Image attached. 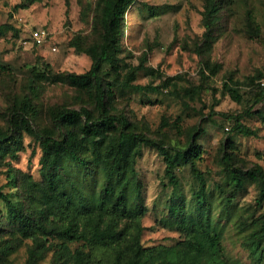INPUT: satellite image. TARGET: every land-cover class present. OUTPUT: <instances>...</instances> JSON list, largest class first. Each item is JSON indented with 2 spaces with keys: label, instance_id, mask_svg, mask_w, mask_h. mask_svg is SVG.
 <instances>
[{
  "label": "rangeland",
  "instance_id": "rangeland-1",
  "mask_svg": "<svg viewBox=\"0 0 264 264\" xmlns=\"http://www.w3.org/2000/svg\"><path fill=\"white\" fill-rule=\"evenodd\" d=\"M95 1L39 0L21 7L23 0H0V127L6 128L14 101L24 95L31 98L35 108L31 118L35 128L50 124V111L55 107L79 108L84 104L82 100L87 98L57 74L89 69L90 57L77 52L70 41L78 35L88 43L95 40L97 30L92 21ZM218 2L221 9L216 41L205 56L218 69L215 74L205 70L203 76L200 70L204 57L198 56L194 47L204 32L206 0H134L123 19L120 64L122 75L133 68V83L145 88L138 91L118 86L114 89V105L138 131L166 145L185 147L189 132L200 128L197 143L201 145L203 158L198 168L210 187L207 198L210 220L230 264H255L246 243L254 227L250 226V219L262 211L255 203L257 187L246 184L228 206L224 189L229 188V173L224 171L221 156L231 150L232 159L241 168L256 164L264 168V105L245 112L252 102L246 91L257 79L264 78V0ZM249 16L254 17L260 28L258 37L247 31ZM39 27L49 31L56 52H50L49 47L31 48L23 42L31 29ZM46 65L50 73L45 78L34 76L35 69L43 70ZM228 87L239 92L240 101L230 96ZM226 115H240L241 122L257 135L233 132V121ZM23 145L16 158L5 159L4 163L9 162L16 172L38 179L39 143L24 134ZM135 166L140 195L147 208L142 218V242L146 246L172 245L180 234L169 222V198L172 193L184 198L185 207L189 208L198 182L188 166H181L175 170L178 185L169 184L164 176L162 155L152 147L142 148ZM6 169L5 164L0 167V186H4V191L9 190ZM0 208L3 211L2 201ZM0 222L6 223L3 216ZM4 231L3 241L10 247L5 263L27 264L33 240L9 226ZM79 245L48 236L38 248L34 264H72L70 254ZM107 254L99 255L103 261L96 263L110 264Z\"/></svg>",
  "mask_w": 264,
  "mask_h": 264
},
{
  "label": "trees",
  "instance_id": "trees-1",
  "mask_svg": "<svg viewBox=\"0 0 264 264\" xmlns=\"http://www.w3.org/2000/svg\"><path fill=\"white\" fill-rule=\"evenodd\" d=\"M35 1L39 0H23L21 7ZM133 1L96 0L92 9L95 40L88 43L78 35L70 41L77 52L90 57L91 65L82 73L57 75L87 98L82 100L81 107H55L50 111V124L35 128L31 118L36 111L31 98L24 95L14 101L6 128L0 127V167L7 166L9 188L4 191V186H0L4 211L0 208V217L6 221L0 222V264H6L5 257L10 252L2 237L6 226L33 240L27 264L35 263L38 248L48 236L80 244L70 254L72 264H97L103 261L99 255L104 252L108 253L110 264H230L210 220L207 201L210 187L198 168L203 158V150L197 143L200 128L189 132L185 147L166 145L138 131L124 113L115 110V88L138 91L145 88L133 83V68L123 75L121 72L123 19ZM220 9L218 0H206L204 32L194 47V52L204 57L200 70L203 76L205 70L215 74L218 69L205 56L216 41ZM246 27L250 35L259 36L260 28L253 16L247 18ZM47 66L35 69L34 76L45 78L50 73ZM262 80L252 81L246 91L252 100L247 113L256 105H264ZM227 91L235 100H241L236 89L228 87ZM226 116L233 121V132L257 135L241 122L240 115ZM24 134L33 137L40 146L38 179L16 172L9 162L4 163L23 150ZM143 147L155 148L162 155L164 176L173 187L178 185L175 170L181 166H188L198 182L189 208L186 209L184 198L173 193L169 198V222L180 234L172 245L146 246L142 242V218L147 208L140 195L135 165ZM232 154L230 150L221 156L224 171L229 173L224 199L229 206L246 184L256 185L255 203L262 211L250 219L249 224L254 227L246 245L255 257V264H264V168L256 164L243 169L234 162Z\"/></svg>",
  "mask_w": 264,
  "mask_h": 264
},
{
  "label": "built area",
  "instance_id": "built-area-1",
  "mask_svg": "<svg viewBox=\"0 0 264 264\" xmlns=\"http://www.w3.org/2000/svg\"><path fill=\"white\" fill-rule=\"evenodd\" d=\"M25 44L37 47H49L50 52H56V46L51 44L50 33L44 27L31 29L29 36L23 41ZM264 86V80L260 82Z\"/></svg>",
  "mask_w": 264,
  "mask_h": 264
}]
</instances>
